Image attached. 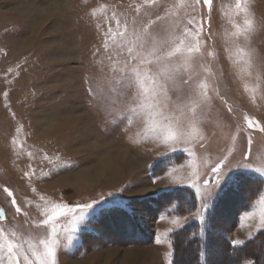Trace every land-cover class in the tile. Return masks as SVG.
I'll list each match as a JSON object with an SVG mask.
<instances>
[{
	"label": "rangeland",
	"instance_id": "obj_1",
	"mask_svg": "<svg viewBox=\"0 0 264 264\" xmlns=\"http://www.w3.org/2000/svg\"><path fill=\"white\" fill-rule=\"evenodd\" d=\"M144 28H165L170 42L183 40L197 50L174 62L176 86L186 93L182 102L159 115L155 85L146 79L136 86L137 104L123 124L111 115L123 92L116 74L134 46L133 32ZM123 32L128 35L121 38ZM93 88L96 95L85 94ZM165 136L175 139L165 143ZM121 153L138 168L127 170ZM104 155L115 162L113 181L100 173ZM225 157L228 168L211 202L203 179ZM90 169L94 182L83 177ZM247 175L263 189L238 225L229 226L238 197L215 214L220 227H229L223 236L232 246L264 235V0H212L210 7L203 0H0V229L19 246L20 264H39L41 241L50 238L56 244L48 264H170L173 233L203 213L205 219L211 207L204 205L212 206L229 182L250 184ZM193 180L204 199L187 186ZM175 189L193 195L197 208L187 211L190 204L178 201L185 202V194L164 196ZM158 194L162 207L152 199ZM102 196L90 215L60 217L55 234L51 225L38 227L57 204ZM216 255V264L228 263L220 242L209 258ZM246 261L253 260L240 264ZM193 262L185 246L177 263ZM0 264H9L3 247Z\"/></svg>",
	"mask_w": 264,
	"mask_h": 264
},
{
	"label": "snow or ice",
	"instance_id": "obj_2",
	"mask_svg": "<svg viewBox=\"0 0 264 264\" xmlns=\"http://www.w3.org/2000/svg\"><path fill=\"white\" fill-rule=\"evenodd\" d=\"M204 4L211 5L212 0H203ZM159 19V18H157ZM167 29L160 28L159 30H154L152 28H144L139 33L133 32V47H127V59L124 65L118 70L116 74L117 82L121 85L123 92L117 97L114 102L113 111L111 113L114 121H122L123 124L127 122L132 109L130 106L137 104V96L135 93V88L138 84H142L144 80L151 79L156 88V97L158 98V106L160 108L159 115L163 116L165 112L172 111L177 104L182 102L186 93L183 88L176 86V69L174 67V62L182 56L186 58V52L191 54L194 50L193 47L185 46L184 41L181 40L179 43L172 41L170 42L166 36L165 32ZM127 32L120 33L121 38L126 37ZM126 45H121L119 51H123ZM91 80V77H90ZM182 83L187 85L189 82L183 80ZM85 94L88 95L90 92L92 95H96V89H85ZM102 98V97H100ZM190 119L194 118L193 115L189 116ZM87 119V116L84 117ZM247 119V118H246ZM249 127L253 126V121L248 120ZM174 136H165V143L168 140H174ZM251 144V140H249ZM203 147V145H202ZM173 152L177 151L172 149ZM166 154L162 153L161 155ZM251 156V151L249 150L244 154V160L247 161ZM54 167H61L60 165H53ZM239 166V165H238ZM228 168L227 157L222 159L216 167L211 169L208 174L207 179H203V188L207 193V197L212 202V197L215 189L219 186L224 172L221 175L223 169ZM159 177H155L153 183H155ZM188 187L195 189V196L204 199V193H202V185L199 180H193L188 185ZM212 186V187H209ZM124 187L120 189L122 191ZM8 196H12V192L5 189ZM114 193H108L107 196H112ZM105 197H101L99 200H93L91 203L78 204L69 207L67 204H57L53 207L51 215H48L46 219L40 221L38 227H47L51 225V233H56V222L57 220L64 216L67 212H72L74 214L78 213L77 218L82 219L86 215L91 214V210H94L97 205H100L105 200ZM211 202L205 204L204 207L209 210L211 207ZM13 205L15 206L16 201L13 199ZM20 209L17 207V212ZM3 218V213L0 212V219ZM203 219V216L200 217ZM173 224L176 228H182L183 225L174 220ZM171 231V229L169 230ZM0 247L6 248L7 255L9 258V264H20V255L17 251L18 245L14 243L9 237L6 236L3 229H0ZM45 248V258L39 259V264H48L47 257L54 254V245L56 240L50 238L48 241H41ZM159 243V241H157ZM231 243L240 245L243 243L241 240H234ZM35 255V253H33ZM25 260L28 259L27 256L24 257ZM245 264H253V261H246Z\"/></svg>",
	"mask_w": 264,
	"mask_h": 264
},
{
	"label": "trees",
	"instance_id": "obj_3",
	"mask_svg": "<svg viewBox=\"0 0 264 264\" xmlns=\"http://www.w3.org/2000/svg\"><path fill=\"white\" fill-rule=\"evenodd\" d=\"M151 174L154 175V166H151ZM157 174V173H156ZM245 179L250 180V184L245 186V183H239V181L235 180L226 184L223 189L217 194L213 201L214 203L211 206V212L204 219V213L201 215L203 219H199V221H194L186 226L183 230H179L173 233L172 236V259L170 264H178L177 259L179 252L186 247H190L193 251L194 262L193 264H213L217 262L218 255L209 258L210 250L212 249L215 243H222L225 247L226 253L228 254V263L227 264H240L243 260L251 259L253 260V264H264V235L261 233L256 235L252 239L245 242L242 246H232L227 239L223 236L224 232L229 230L228 228L220 227L216 223V211L219 207L222 206L223 202L231 201L233 203V198L238 197V203L241 202L239 206H234L232 219L230 221L229 226L232 228L238 225L239 223V215L242 211L246 210L252 199L256 198L258 194L263 189V182L258 181L256 178L252 176H246ZM252 181V182H251ZM256 181L257 190L254 191V185H251ZM246 190L247 194L243 193ZM241 192V195H239ZM185 194V202L184 200H178L182 195ZM179 196L176 200L180 201L181 204H190V208L187 211H192L197 208L196 201L193 195H191L186 190L175 189L172 191H168L164 193V196ZM253 195L251 198L249 196ZM166 197V198H168ZM153 200L160 201V206L162 207L164 202V197L158 194L157 196L152 197ZM174 201V200H173ZM195 207V208H194ZM186 211V210H184ZM202 222V223H201ZM203 224V227L202 225ZM198 231V234L195 236V232ZM193 259V257H192ZM212 262V263H211Z\"/></svg>",
	"mask_w": 264,
	"mask_h": 264
},
{
	"label": "bare ground",
	"instance_id": "obj_4",
	"mask_svg": "<svg viewBox=\"0 0 264 264\" xmlns=\"http://www.w3.org/2000/svg\"><path fill=\"white\" fill-rule=\"evenodd\" d=\"M122 154V153H121ZM121 162H123L124 164H127V170H129V168H134L137 169L139 163L136 161V159H134L133 157H131V155L129 154H122L120 159ZM115 162H113V160H111V158L109 157V155H104L102 157V162L99 166V170L100 173L102 175H104V180L106 181H113V179H115L116 175H117V169H116V165L114 164ZM84 179H86L87 181L90 182H94L96 181L98 178H96V172L93 170H87L85 172V174L83 175ZM68 180H70V177H66ZM67 264H77L75 263L73 260L68 261ZM79 264H87V260H83L81 263Z\"/></svg>",
	"mask_w": 264,
	"mask_h": 264
}]
</instances>
